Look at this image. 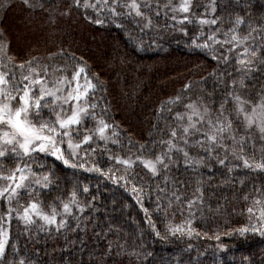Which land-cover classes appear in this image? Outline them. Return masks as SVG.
<instances>
[{
  "label": "trees",
  "instance_id": "16d2710c",
  "mask_svg": "<svg viewBox=\"0 0 264 264\" xmlns=\"http://www.w3.org/2000/svg\"><path fill=\"white\" fill-rule=\"evenodd\" d=\"M39 2L43 8L30 9L23 0H0V30L8 26L16 37L22 35L17 43L11 41L15 61L37 57L42 64L49 63L47 57L61 49L66 55L86 61L90 75L98 76L107 89L98 92L97 99L109 108L105 118L111 117L110 122L119 126L121 144L125 147L117 148L112 144L108 147L120 155L128 153L126 145L129 139L153 148L155 152L161 151L160 144L149 145L148 141L159 140L162 135L167 136V127H176L179 122L174 121V115L187 111L184 105L190 102L189 98L195 101L203 97L213 110L227 98L228 82L239 75L236 55L240 49L231 54L227 63H218L208 51L191 43L201 31L208 34L221 24L227 30L231 27L228 21L240 16L245 21L239 29L241 35L248 34V25L251 24L258 31L253 33L256 39L250 43L257 46L264 43L261 41L264 32L259 31L264 27V0H215L214 16L221 23L211 28L197 23V17L213 18L210 10L205 11L211 0H192V22L183 26L173 16L178 20L184 14L173 12L171 6L165 8L168 0H158L159 15L152 9L142 8L151 17L149 28L143 27L144 21L140 18L128 16L119 17L117 22L122 27H117L107 12L101 13L103 23H94L95 13L91 9L85 12L83 8L72 7V0ZM148 2L155 5L157 0ZM180 2L171 0V5H179ZM117 10L126 11L124 8ZM63 12L68 14L62 15ZM20 27H23V33ZM181 27L187 35L180 30ZM2 36L4 40L7 37ZM216 47L219 49L218 45ZM57 61L71 68V60L57 58ZM210 73H216L220 78L216 79ZM188 84L192 87L185 90ZM246 85L240 94L258 98L257 93L264 90V73H254ZM178 95L180 103L173 106L171 112L162 113L163 118L158 120L161 104ZM225 107L231 110L233 104L229 102ZM154 124H159L162 131L153 127ZM88 126L92 127V124ZM233 127L236 128L237 124L234 123ZM239 133L244 134V129L239 128ZM252 133L250 138H246L244 155H254L259 160L264 155L261 151L264 140L255 129ZM132 151L135 152V147ZM189 151L191 155H203L199 148ZM107 155L104 153L97 157L103 167L112 165ZM145 155L150 156L151 153L146 152ZM176 158L179 166L172 167L169 174L177 182L184 198L194 196L197 178L202 181L199 187L203 190V204L195 210L193 223V228L200 235L161 239L150 228L140 205L124 188L97 173L73 170L56 161L55 184L40 196L44 210L50 211L49 205L55 203L57 212L62 211L57 198L67 202L75 189L85 211L81 214L73 209V215L67 219L68 226L60 231L53 228L45 232L33 228L30 238L22 234L23 226L14 219L4 264H14L18 258L25 259L26 264H264V237L256 233L241 237L234 232V229L249 223L246 214L248 202L243 197L248 195L251 200L254 189H264V172L237 166L240 164H235L232 157L224 167L212 161L211 171L208 167L193 171L184 166L182 156ZM229 166L233 171H229ZM37 167L33 165L34 169ZM137 172L143 175L139 167ZM84 186L89 188L86 194L80 192ZM171 191L170 185L167 194ZM156 195L152 193L153 198ZM27 200L25 197L22 203ZM144 206L150 209V213L154 207L147 200ZM5 208L0 202V214ZM187 216L182 200L173 204L167 218H157L152 214V219L163 236L168 223H183ZM214 233L220 234L219 241L214 238ZM12 245L19 251H14ZM109 247L112 248L111 255L106 254Z\"/></svg>",
  "mask_w": 264,
  "mask_h": 264
},
{
  "label": "snow or ice",
  "instance_id": "6c2138e0",
  "mask_svg": "<svg viewBox=\"0 0 264 264\" xmlns=\"http://www.w3.org/2000/svg\"><path fill=\"white\" fill-rule=\"evenodd\" d=\"M23 3L30 9L43 8L39 0H23ZM170 6L173 12L184 14L178 20L173 16L179 25L192 22V0H181L178 6H172L171 0H168L164 7ZM72 7L83 8L85 12L91 9L95 13L93 22L97 24L103 23L101 13L107 12L117 27H122L117 22L118 18L128 16L140 18L144 21L143 27L149 28L152 25L151 17L142 8L152 9L159 15L160 4L158 0L155 5L148 0H128L126 3H121L120 0H72ZM118 8L126 11L120 12ZM209 10L213 18H198L197 23L211 28L221 23L214 16L215 0L205 6V11ZM67 14L68 12L62 13ZM85 19L88 17L85 16ZM228 23L231 27L227 30L221 24L208 34L201 31L200 36L191 41L194 47L208 51L218 63H227L231 54L240 49L236 55V71L239 75L228 82L230 90L227 91V98L215 110L208 106L203 97H198L195 101L189 98L190 102L184 105L187 111L176 112L174 115V121L179 122L176 127L169 126L167 136L162 135L159 140L148 141L149 145L160 144L161 151L155 152L153 148L129 139L126 145L128 153L125 155L113 153L108 147L109 144L117 148L125 145L121 144L119 126L110 122L111 117L105 118L109 113L108 106L101 105L97 99V93L107 89L98 76L90 75L86 61L66 55L61 49L47 57L49 63L42 64L37 57L16 62L9 55L7 43L0 34V202L6 206L4 213L0 214V264H4L6 260L14 219L23 226L22 234L30 238L33 228L45 232L53 228L60 231L68 226L67 217L73 215V209L81 214L85 211L75 189L71 191L67 202L57 198L62 211L57 212L55 203L49 205L50 211L44 210L40 196L55 184L56 161L73 170L97 173L124 188L140 205L150 228L161 239L167 236L186 235L191 238L193 235H200L193 228V223L196 219L195 210L203 204V190L199 187L202 181L197 178L198 186L194 190V196L184 198L177 182L169 174L172 167L179 166L177 156H182L184 166L193 171L202 167H208L211 171L212 161L224 167L229 157H232L241 162L237 166L264 172V155L259 160L254 155H244L246 138L252 136L253 129L264 140V90L257 93L256 99L251 94L247 97L240 94V90L247 87L246 81L251 80L254 73H264V43L259 46L250 43L255 41L253 33L258 31L251 24L248 25V34L241 35L239 29L245 23L242 17L237 16ZM180 30L184 35L188 34L183 27ZM259 31L264 32V27ZM261 41H264V36H261ZM57 58L71 60V68L67 64L61 65ZM210 75L220 78L216 73ZM191 87L188 84L185 90ZM180 101L181 97L178 95L163 102L157 119H162L165 111L171 112L172 107ZM229 102L233 104L231 110L225 107ZM89 123L92 127L88 126ZM234 123L237 124L236 128L233 127ZM153 127L162 131L159 124H154ZM239 128L244 129V134L239 133ZM133 147L135 152L132 151ZM193 148H199L203 155H191L189 150ZM261 151L264 153V145ZM146 152L151 155L146 156ZM104 153L108 154L107 159L112 162L109 167L101 166L97 158ZM48 158H51L50 162ZM33 165L38 167L34 169ZM138 167L143 170V175L137 172ZM229 171H233L232 166H229ZM170 185L172 191L167 194ZM80 192L86 194L89 188L84 186ZM153 192L157 193L155 198L152 196ZM25 197L28 200L22 203ZM243 199L248 202L246 214L249 223L234 229V232L241 237L248 233L264 237V189H254L251 200L248 195ZM145 200L154 205L151 213L144 206ZM182 200L188 213L187 218L180 224L168 223L162 236L152 214H156L157 218H167L168 210L174 203L179 204ZM214 238L219 241L220 234L214 233ZM12 247L14 251H19L15 245ZM106 254H112L111 247ZM14 264L26 262L25 259L18 258Z\"/></svg>",
  "mask_w": 264,
  "mask_h": 264
},
{
  "label": "rangeland",
  "instance_id": "374dc122",
  "mask_svg": "<svg viewBox=\"0 0 264 264\" xmlns=\"http://www.w3.org/2000/svg\"><path fill=\"white\" fill-rule=\"evenodd\" d=\"M180 4V3H179ZM176 6H178V5H176ZM197 18H202V17H197ZM6 31V33L4 32V30ZM20 31H21V33H23V27H20ZM0 34H3V35H5V36H7L6 37V39L4 40L6 43H7V46H8V53H9V55H11V56H13V54H14V51L12 50V45H11V43L13 42L14 44L15 43H17V41L18 40H21L22 39V35H20L19 37H16L15 35H13L11 32H10V30H9V27L8 26H5V28H1V30H0ZM10 38V39H9ZM12 41V42H11ZM36 48V47H35ZM42 48H40V50H41ZM37 50H39V49H37ZM40 52V51H39ZM241 162L240 161H237V160H235V164H240ZM67 219H68V217H67Z\"/></svg>",
  "mask_w": 264,
  "mask_h": 264
}]
</instances>
